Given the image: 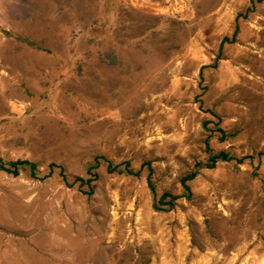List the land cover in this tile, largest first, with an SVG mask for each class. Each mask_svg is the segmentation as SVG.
I'll list each match as a JSON object with an SVG mask.
<instances>
[{"label": "rangeland", "instance_id": "obj_1", "mask_svg": "<svg viewBox=\"0 0 264 264\" xmlns=\"http://www.w3.org/2000/svg\"><path fill=\"white\" fill-rule=\"evenodd\" d=\"M0 264H264V0H0Z\"/></svg>", "mask_w": 264, "mask_h": 264}, {"label": "trees", "instance_id": "obj_2", "mask_svg": "<svg viewBox=\"0 0 264 264\" xmlns=\"http://www.w3.org/2000/svg\"><path fill=\"white\" fill-rule=\"evenodd\" d=\"M225 40V39H224ZM226 153H220L216 156H210L209 160H210V163L205 165L206 168H214L216 162L218 159H226ZM5 170L6 172H10L9 170L7 169H3ZM151 171V169H150ZM196 177V172H193V173H189L188 175L182 177L180 179V183H181V186L182 188L184 189L185 192H183L181 195L179 196H176V195H171L172 196V200L169 201V204H170V207L173 205V200L179 198V197H189L190 196V188H189V182L192 181L194 178ZM147 186L148 188L151 190V192L153 193V195L155 194V191H154V185H153V182H152V179L150 177V175L148 176L147 178ZM161 198H164V197H161ZM160 198V200H161ZM154 208L157 210V211H163L165 209H162L161 207H159L158 205H154Z\"/></svg>", "mask_w": 264, "mask_h": 264}]
</instances>
